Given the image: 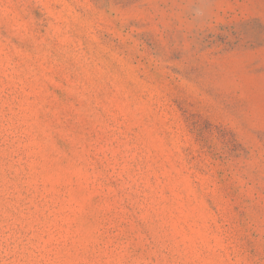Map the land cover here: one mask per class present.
Masks as SVG:
<instances>
[{"label":"rangeland","instance_id":"1","mask_svg":"<svg viewBox=\"0 0 264 264\" xmlns=\"http://www.w3.org/2000/svg\"><path fill=\"white\" fill-rule=\"evenodd\" d=\"M0 264H264V0H0Z\"/></svg>","mask_w":264,"mask_h":264}]
</instances>
